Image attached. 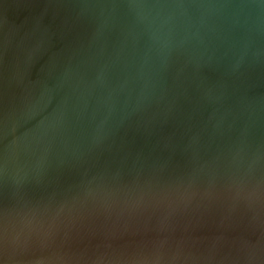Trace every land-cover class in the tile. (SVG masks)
I'll use <instances>...</instances> for the list:
<instances>
[{"label":"water","instance_id":"95a60500","mask_svg":"<svg viewBox=\"0 0 264 264\" xmlns=\"http://www.w3.org/2000/svg\"><path fill=\"white\" fill-rule=\"evenodd\" d=\"M0 264H264V0H0Z\"/></svg>","mask_w":264,"mask_h":264}]
</instances>
